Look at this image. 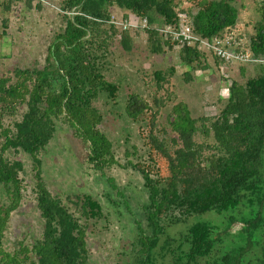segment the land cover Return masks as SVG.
<instances>
[{
  "label": "trees",
  "instance_id": "16d2710c",
  "mask_svg": "<svg viewBox=\"0 0 264 264\" xmlns=\"http://www.w3.org/2000/svg\"><path fill=\"white\" fill-rule=\"evenodd\" d=\"M235 1L202 0L195 13L177 10L175 0L62 2L65 27L49 46L44 67L14 69L10 77H0V186L7 201L0 205V264L88 262L85 226L89 220L102 217L101 206L86 195L68 198L86 221L83 226L47 189L39 154L53 138L55 121L63 118L74 135L87 144V162L94 170L102 171L114 164L112 144L98 129L102 117L91 104L102 93L112 101L118 93V87L97 69L98 60L107 52L110 35L117 33L114 25L109 30L101 28L110 21L108 7L115 5L137 19H146L147 44L153 54H160L165 46L171 49L173 44L164 41L153 27L155 18H160L163 26L173 25L177 14L185 13L193 33L211 40L235 28ZM31 2L26 0L27 6ZM262 10V20L249 38L255 58H264V7ZM120 38L129 50L127 32H122ZM205 56L196 46L179 49V63L188 68L185 81H191L189 72L200 66ZM212 57L219 69L221 61ZM153 75L159 90L166 83L164 72ZM226 90L225 99H218L222 104L214 117L193 118L185 105L178 104L167 117L169 128L158 124L159 110L152 112L139 95H128L126 116L147 123L141 133L147 163L133 167L140 173L147 193L143 210L151 231L146 236L139 229L132 244V264H159L158 258L163 260L166 254L170 255V264H264V70L244 83L231 80ZM154 101L162 107V100ZM22 106L24 112L12 124L13 130L3 128V119L13 117ZM9 149L20 150L31 158L36 208L43 221L41 238L31 247L20 243L13 252H6L1 240L11 213L23 199L24 186L19 178L22 164L4 157ZM173 211H178L179 217L170 220ZM209 212L222 219L220 226L210 221L194 222L177 240L165 236L159 246L167 220L177 222L182 217ZM233 227L238 229L231 233Z\"/></svg>",
  "mask_w": 264,
  "mask_h": 264
},
{
  "label": "rangeland",
  "instance_id": "374dc122",
  "mask_svg": "<svg viewBox=\"0 0 264 264\" xmlns=\"http://www.w3.org/2000/svg\"><path fill=\"white\" fill-rule=\"evenodd\" d=\"M64 0H32L27 6L26 0H0V77H10L14 69H42L48 49L55 37L65 27L62 12ZM202 0H175L177 10H191L195 13L197 3ZM238 21L235 30L246 37V42L254 34V28L262 20L263 0H236ZM8 11H6V7ZM110 19L118 22L132 20L134 26L110 35L107 52L97 62L105 80L118 87L116 100L100 94L91 104L102 119L98 129L112 144L114 164L96 171L87 162L88 146L74 135V130L64 122L56 120V131L47 147L39 154L41 177L49 192L63 203L69 212L85 226L76 206L69 202L84 195L90 196L101 206L102 217L89 220L85 226V240L88 250L87 264H132L134 254L132 244L139 236L141 228L146 236L151 235L147 227L143 207L147 204V193L143 187L140 173L135 164L147 163V148L141 133L147 123L134 122L125 114L126 100L129 94L139 95L152 112L159 110L157 122L167 125V117L178 104L185 105L193 118L214 117L225 99L230 81L244 83L257 74L254 64L244 65V74L237 73L240 66L228 65V73L222 74L215 66L211 55L206 54L200 66H194L189 73L191 81H185L188 68L180 65L179 49L164 47L160 54H153L147 44V34L138 23L139 20L129 12L115 5L108 7ZM153 27H163L160 18H155ZM112 24L102 25L109 30ZM114 27V26H113ZM127 32L130 49L125 50L121 43V33ZM98 51L96 55H100ZM258 67V66H256ZM174 69V73H170ZM164 72L166 83L158 90L153 73ZM235 71V74L233 73ZM223 86V87H222ZM163 101L162 107L154 101ZM24 112L20 107L13 117H5L3 128L18 122ZM2 130V129H1ZM1 134V132H0ZM171 135V133H170ZM0 139V144L2 143ZM4 157L9 161H19L23 170L19 178L23 182V199L17 210L11 213L6 230L3 233L2 248L6 252L18 249L19 244L31 247L41 238L43 221L36 208L33 192L35 179L33 165L29 155L22 151L6 150ZM264 162V154H263ZM264 168V167H263ZM264 176V169H263ZM4 189L0 186V205L6 204ZM178 211L170 216L179 217ZM165 235L160 236L159 246L165 236L175 240L185 233L194 222L210 221L220 226L221 218L213 212L203 216L192 215L179 218L177 222H168ZM238 227H233L232 232ZM176 244V243H174ZM159 264H170V255L166 254ZM204 264V262L202 263Z\"/></svg>",
  "mask_w": 264,
  "mask_h": 264
},
{
  "label": "built area",
  "instance_id": "2783aa9c",
  "mask_svg": "<svg viewBox=\"0 0 264 264\" xmlns=\"http://www.w3.org/2000/svg\"><path fill=\"white\" fill-rule=\"evenodd\" d=\"M142 28L147 27L146 19H138ZM133 21L128 19L126 22H118L110 19L109 23L126 30L128 27L134 26ZM164 41L173 44V47L181 49L182 47L196 46L199 51L205 54L215 56L221 61L219 71L225 75L228 71L225 65H247V64H263L264 58H255L249 49V40L246 42L244 34L237 32L234 29L226 31L221 37H216L211 40L202 39L196 36L189 25L187 15L185 13L177 14V21L173 25H164L158 30ZM231 83V81L229 82ZM227 91V90H226Z\"/></svg>",
  "mask_w": 264,
  "mask_h": 264
},
{
  "label": "crops",
  "instance_id": "0c3cea01",
  "mask_svg": "<svg viewBox=\"0 0 264 264\" xmlns=\"http://www.w3.org/2000/svg\"><path fill=\"white\" fill-rule=\"evenodd\" d=\"M238 66H240L239 68H240V70H237V73H240L241 75L242 74H244L245 73V69L244 68H242L244 65H238ZM229 67H230V65H229ZM225 69L227 70V71H229L230 70V68H228V65H225ZM254 69L256 70V72H257V74L261 71V70H264V65H262L261 67L259 66V67H254ZM233 73L235 74V71H233ZM223 87V86H222Z\"/></svg>",
  "mask_w": 264,
  "mask_h": 264
}]
</instances>
